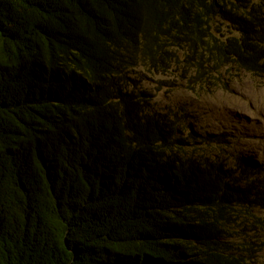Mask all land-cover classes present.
Here are the masks:
<instances>
[{
	"label": "trees",
	"instance_id": "obj_1",
	"mask_svg": "<svg viewBox=\"0 0 264 264\" xmlns=\"http://www.w3.org/2000/svg\"><path fill=\"white\" fill-rule=\"evenodd\" d=\"M174 66L264 74V0H0V264H251L264 168L154 109Z\"/></svg>",
	"mask_w": 264,
	"mask_h": 264
},
{
	"label": "rangeland",
	"instance_id": "obj_2",
	"mask_svg": "<svg viewBox=\"0 0 264 264\" xmlns=\"http://www.w3.org/2000/svg\"><path fill=\"white\" fill-rule=\"evenodd\" d=\"M135 73L150 92L155 110L183 115L198 136H223L225 142L214 149L224 153L228 164L244 157L264 168V74L226 67L192 90L186 79L192 73L182 66H174L167 74L140 68ZM256 236L251 264H264V232Z\"/></svg>",
	"mask_w": 264,
	"mask_h": 264
}]
</instances>
